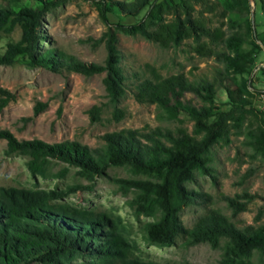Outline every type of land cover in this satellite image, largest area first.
<instances>
[{"label":"trees","instance_id":"16d2710c","mask_svg":"<svg viewBox=\"0 0 264 264\" xmlns=\"http://www.w3.org/2000/svg\"><path fill=\"white\" fill-rule=\"evenodd\" d=\"M15 1L9 0L8 8H0L3 36L16 26L20 29L17 40H8L0 48V65L21 62L28 67L66 69L87 76L104 72L108 101L113 106L112 113L119 117L122 110L117 103L124 97L126 87L117 47L118 33L140 35L162 46L169 42L177 45L184 38H192L197 52L214 55L223 64L224 71L234 75L249 73L255 50L264 47V30L259 45L256 43L259 35L248 17H244L241 25L236 19H229L227 32L219 26H207L201 14L193 15L195 5L205 0H96L104 20L106 12L113 7L131 16L138 15L145 7L147 10L138 21L116 23L104 32L106 56L102 63L83 61L55 48L41 51L37 29L42 11L17 6ZM39 1L44 7L55 3ZM224 7L246 16L250 2L226 0ZM261 7L264 8V0ZM206 8L211 11L214 6L210 4ZM168 14L173 16L169 21L165 19ZM225 91L230 107L221 110L214 103L213 81L191 80L183 73H176L145 77L135 84L133 95L138 102L155 104L168 120H177L182 112L187 114L193 122L192 132L180 126L155 127L148 131L122 129L105 133L103 145L96 148L74 140L51 143L39 138L18 140L8 129H0V139L6 141V154L26 157V167L33 175L63 177L68 173V166H74L79 168L77 174L94 182L97 176L106 175L111 166L127 168L130 177H113V181L124 194L133 192L129 204L135 215L153 218L142 226L149 244L169 246L180 236L186 246L206 242L212 248L222 247L219 264H253L250 258L254 251L264 255V223L238 227L230 217L213 208L191 227H186L180 219L181 210L203 195L186 183L193 181L196 173L213 176L212 147L229 144L231 130L242 132L247 114L256 118L255 112H260L254 108L253 95L244 81L234 89L225 87ZM2 92L6 96L0 97V108L12 99L8 91ZM186 92L195 94L202 104L182 101ZM38 110L36 106L34 112ZM98 110L93 106L89 112L97 118ZM261 113L264 115V111ZM246 135L245 143L264 158V120L248 129ZM58 162L68 166L55 171ZM59 194L54 190L0 188V264H72L79 257L90 258V264H157L128 256L129 244L110 215L51 203ZM238 197L253 198L245 193L234 197L224 195L233 216L246 210V203Z\"/></svg>","mask_w":264,"mask_h":264},{"label":"rangeland","instance_id":"374dc122","mask_svg":"<svg viewBox=\"0 0 264 264\" xmlns=\"http://www.w3.org/2000/svg\"><path fill=\"white\" fill-rule=\"evenodd\" d=\"M55 3L44 7L39 0H16L17 6H29L42 11L37 33L40 35L39 48H55L73 55L83 61L102 63L106 56L104 32L114 28L116 23L131 24L143 17L147 7L138 15H126L115 7L106 12V20L96 7V0H49ZM130 1V0H117ZM162 0H157V2ZM179 2L180 0H174ZM226 0H205L197 3L193 15H202L207 26L221 27L229 31V19H236L243 24L244 17L250 18L252 27L258 33L256 43L260 45L264 30V8L262 0H249L250 11L246 16L224 7ZM214 9L208 11L206 6ZM9 0H0V8H8ZM173 16H165L167 21ZM241 26L236 28L240 29ZM0 32V48L8 40H17L20 35L18 26L3 36ZM117 47L125 74L126 92L117 103L122 110L115 116L112 104L103 84L104 72L83 75L66 69L52 70L46 66L28 67L21 62L12 65H0V97L8 91L12 99L0 108V129L10 130L18 140L39 138L47 142L74 140L89 148L103 145L105 133L122 129L148 131L155 127L175 129L185 127L192 132L193 122L185 113H180L177 120L163 118L160 110L153 103L138 102L133 95L135 84L141 79L155 78L156 75L168 76L183 73L191 80H209L215 83V106L227 110L228 97L225 87L235 88L244 81L252 93L253 106L257 117L247 114L242 125V132L231 130L230 143L216 144L211 149V175L196 173L193 181L186 185L200 193L197 202L185 206L180 212V219L186 227L209 209H218L231 218L238 227L258 226L264 223V158L253 152L245 143L246 131L252 129L258 121L264 120V47L257 48L250 71L243 75L227 73L223 64L214 56L196 51L192 38H184L179 44L169 42L162 46L140 35L117 34ZM248 47V46H247ZM182 101L194 105L202 102L192 92L184 93ZM40 103V104H38ZM39 110L34 112V108ZM98 107V117L89 112ZM116 117H119L117 119ZM6 141L0 139V188H16L44 191H58L60 194L51 203L64 207L105 212L116 221L126 238L128 256L157 264H219L222 247L212 248L202 242L186 246L183 237H177L169 246H156L145 240L142 226L152 217L135 215L129 201L133 192L124 194L113 177H130L127 168L111 166L106 175L97 176L93 181L77 174L79 168L58 162L56 171L68 166V173L63 177H43L33 175L26 167V157L20 154H6ZM247 194L253 198L238 197L246 203V210L232 215L231 208L223 196L234 197ZM203 198V202L201 201ZM223 245V240L221 242ZM253 264H264V255L254 251ZM90 258L79 257L73 263L90 264ZM32 264H43L33 262Z\"/></svg>","mask_w":264,"mask_h":264},{"label":"built area","instance_id":"2783aa9c","mask_svg":"<svg viewBox=\"0 0 264 264\" xmlns=\"http://www.w3.org/2000/svg\"><path fill=\"white\" fill-rule=\"evenodd\" d=\"M263 102H264V99H263Z\"/></svg>","mask_w":264,"mask_h":264}]
</instances>
